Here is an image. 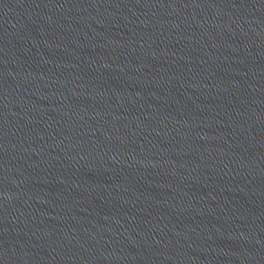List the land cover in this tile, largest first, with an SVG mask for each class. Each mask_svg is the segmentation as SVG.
I'll return each mask as SVG.
<instances>
[{"label": "water", "instance_id": "obj_1", "mask_svg": "<svg viewBox=\"0 0 264 264\" xmlns=\"http://www.w3.org/2000/svg\"><path fill=\"white\" fill-rule=\"evenodd\" d=\"M0 264H264V0H0Z\"/></svg>", "mask_w": 264, "mask_h": 264}]
</instances>
